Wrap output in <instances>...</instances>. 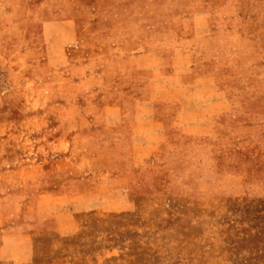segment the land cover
I'll list each match as a JSON object with an SVG mask.
<instances>
[{"label":"rangeland","instance_id":"374dc122","mask_svg":"<svg viewBox=\"0 0 264 264\" xmlns=\"http://www.w3.org/2000/svg\"><path fill=\"white\" fill-rule=\"evenodd\" d=\"M0 264H264V0H0Z\"/></svg>","mask_w":264,"mask_h":264},{"label":"crops","instance_id":"0c3cea01","mask_svg":"<svg viewBox=\"0 0 264 264\" xmlns=\"http://www.w3.org/2000/svg\"><path fill=\"white\" fill-rule=\"evenodd\" d=\"M159 128V131L156 130V139L157 140H161V137H162V133H161V127H158ZM195 133H197L196 131H194ZM158 134V135H157ZM132 176H128L127 179L129 180Z\"/></svg>","mask_w":264,"mask_h":264}]
</instances>
